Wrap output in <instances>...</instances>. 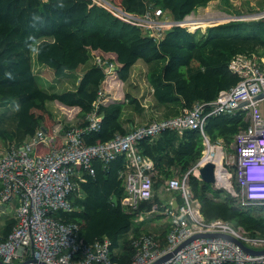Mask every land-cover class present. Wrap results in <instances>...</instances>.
I'll return each instance as SVG.
<instances>
[{
	"label": "trees",
	"instance_id": "trees-1",
	"mask_svg": "<svg viewBox=\"0 0 264 264\" xmlns=\"http://www.w3.org/2000/svg\"><path fill=\"white\" fill-rule=\"evenodd\" d=\"M109 1L133 14H143L151 6L160 7L173 20L180 21L211 0ZM221 2L228 3V0ZM196 29L173 26L156 42L141 28L120 20L92 0H0V104L17 101L12 116L0 113V139L12 143L16 138L19 142L42 126L50 141L46 146L39 144L35 153L47 152L52 145H60L61 140L52 136L53 129L59 125L51 126L53 120L46 114L45 103L56 101L76 109L80 113L78 120L68 126H81L101 87L105 90L100 101L101 126L85 134L84 142H105L117 133L129 131L121 119L124 104L133 105L135 110L142 108L136 97L122 92V85L137 60L149 65L148 79L155 102L164 106L179 105L185 110L196 101L214 100L220 90L238 82L239 77L227 66L233 55L264 53V18L231 20L207 27L201 34ZM94 56L113 62L114 69L106 73L99 65L89 64L72 90L42 89L32 69L34 62L43 64L60 78L88 64ZM7 121L12 122L11 128L6 127ZM248 125L245 112L238 110L234 114L208 117L204 133L211 143L221 140L233 153L234 135ZM138 148L153 161L156 169L152 175V198L142 202L140 209L148 210L152 204L162 209L159 188L165 180L184 174L200 159L203 135L198 129H186L181 135L164 131L155 139H142ZM93 165L95 175H84L79 190L69 196L75 208L65 213L64 218L79 224L82 241L109 237L112 260L129 264L135 249L130 240H120L129 233L139 236L145 220L135 222L136 213L127 212L121 204L124 188L119 170L123 168L124 157L118 156L106 166L98 161ZM188 181L205 220L220 218L235 227H243L251 235L264 237V202L240 205L229 191L202 181L199 174L192 172ZM113 197L116 202L112 201ZM15 224V215H4L0 236L7 237ZM167 232L168 228L156 235L161 245L166 244Z\"/></svg>",
	"mask_w": 264,
	"mask_h": 264
},
{
	"label": "built area",
	"instance_id": "built-area-1",
	"mask_svg": "<svg viewBox=\"0 0 264 264\" xmlns=\"http://www.w3.org/2000/svg\"><path fill=\"white\" fill-rule=\"evenodd\" d=\"M120 20L137 26L144 34L159 42L167 30L173 26H183L187 17H200L192 12L183 20L175 21L160 7H149L143 14H133L109 0H92ZM196 14V15H195ZM258 18H264V10ZM213 17L212 16H206ZM244 19V18H242ZM245 20V19H244ZM191 21V20H190ZM187 28V27H185ZM188 29V28H187ZM93 63L110 73L115 64L92 58ZM230 72L239 77L229 89L220 90L210 102L196 101L188 109L176 115L153 119L130 129L125 134H115L105 142L86 144L84 135L99 130L102 121L100 101L105 90L98 87L96 98L85 123L81 126H59L53 129L61 144L52 145L44 153H35L39 144L48 145L50 137L39 127L20 144L0 147V206L16 203V224L3 238L0 236V264H119L112 260L111 239L107 236L91 242L79 238V224L66 220L64 214L72 212L74 205L69 196L79 190V182L84 175H95L94 161L106 166L118 156L124 157L123 168L119 170L124 194L121 204L127 212H135V221L144 215L161 214L168 220L166 244L161 245L156 234L141 233L135 237L127 235L135 249L129 264H153L165 255L171 256L156 264H264V254H249L240 246L223 237H198L174 251L185 240L198 233H223L241 241L254 250L264 249V237L251 235L243 227L216 218L205 220L200 211V202L189 185L188 175H198V168L207 161L214 163L215 184L231 193L240 205H248L251 200L264 199V187H256L253 175L264 180V115L256 96L264 92V53H237L228 61ZM242 102L244 105L239 106ZM245 112L249 125L240 129L233 138L235 177L238 190L229 179L228 161L223 152V143H214L204 133L206 119L210 116ZM186 129H198L203 135L204 149L214 146L219 150V167L212 158L200 159L182 175H175L164 182L163 188L173 191L177 204H163L159 209L152 204L148 210L140 209V204L152 198L153 161L143 155L138 143L145 138L155 139L164 131H174L181 135ZM227 175L225 181L217 180V173Z\"/></svg>",
	"mask_w": 264,
	"mask_h": 264
},
{
	"label": "rangeland",
	"instance_id": "rangeland-1",
	"mask_svg": "<svg viewBox=\"0 0 264 264\" xmlns=\"http://www.w3.org/2000/svg\"><path fill=\"white\" fill-rule=\"evenodd\" d=\"M263 10H264V0H228V3H223V2L220 3V0H211L207 4V6H205L202 10L199 11V13L197 12L198 11L197 9H195L193 12L198 13V15L200 16L198 18L205 19V20H201L202 21L201 23L203 25H206V24L208 25L205 28L201 29L199 28L201 27V24H198L199 26H197L198 28L196 30H198L199 34H201L202 32H205L206 28L210 27L211 25L224 23L225 19L218 20L221 18V16H219L221 14L227 15L230 18L237 17V18H244L245 20H250V19H256L257 17H259L260 15H257V14ZM212 15L217 16V19L216 18L210 19V17L208 18L206 17V16H212ZM194 24H197V23H193L190 25L196 26ZM187 28L193 29L196 27H187ZM148 67H149L148 64L143 63V66L140 67V70H138L137 73L135 74L138 77V79L134 78L132 82L129 81L128 85H125V86L126 87L128 86V89L132 90L134 87L133 82H137V83L140 82L142 84L143 83L142 81H144V84H146V88H148L150 85V82L148 79ZM82 68L83 67H81L80 70ZM32 69L33 71H35L36 75L38 76V80H39V84L41 88L48 92H59V91H64V90H72L76 86L75 82L76 81L78 82L79 74L77 72H79V69L75 71L74 73H68L65 76L60 77V78H56L53 75V73L50 71L51 69L49 70L48 68H46V66L43 68L42 66L37 65L36 63H33ZM0 105H1L0 113L3 112V113H6L12 116L14 114V110L17 108V101L1 103ZM259 107H260L262 114L264 115V99L259 102ZM45 109H46V114L48 113L52 117L51 119L53 121H52L51 126L60 125L59 128L61 129V132L63 128H67L70 122L72 124H75L80 115V113H77L78 111H76V109L61 105L59 102H56V101L45 103ZM44 121H45V117H44ZM11 124L12 122L7 121L6 127L11 128L12 127ZM40 124L41 122L39 123V125ZM27 138L28 136H25L22 139V141L19 140V142H18V139L13 138L12 143L8 140H3V141L5 142V146H9L12 144L23 143ZM222 150L224 152L226 160L228 161L227 169H228L229 179H230V183L232 187L234 188L235 187L234 182H236V185H237V181H236V177L234 173L235 172V166H234L235 163H234V158H233L234 153L228 151L226 147H224V145H223ZM163 186L164 185H162V187ZM8 205L9 204L2 206L3 208L0 207V226L3 222L4 215H11V216L15 215L14 206H8ZM143 220H145V222L142 224L141 233L154 234L166 228V227H163V226H166V220H167L164 215H161V214L144 215ZM128 238L129 237L127 235H124V237L120 240V242Z\"/></svg>",
	"mask_w": 264,
	"mask_h": 264
},
{
	"label": "crops",
	"instance_id": "crops-1",
	"mask_svg": "<svg viewBox=\"0 0 264 264\" xmlns=\"http://www.w3.org/2000/svg\"><path fill=\"white\" fill-rule=\"evenodd\" d=\"M203 8L204 7H198L197 12L199 13V11L202 10ZM34 63H36V62H34ZM92 63H93V61L91 60L88 64L81 66V67H83L81 70H80L81 67L78 68L79 69V72H77L79 74L78 79L82 75L83 71L87 68V66L89 64H92ZM143 63H145V62H143V60L139 59L132 65V67L130 69L129 78L122 85V92L128 93V94L136 97L138 99L141 107H142L139 110H135L133 105L124 104L121 119L123 120V126L127 130H130L136 126L147 123L153 119H156V118L159 119L162 117L173 116L175 114H178V112L182 111L180 109L179 105L164 106V105L157 104L154 100V97H153L152 86L149 85V87L146 88V84H144V81H142L143 82L142 84L140 82L139 83L133 82L134 87L132 90H129L128 86L127 87L125 86V85H128L129 81L132 82L134 78L138 79V77L135 74L137 73L138 70H140V67L143 66ZM36 64L42 66L43 68L45 67L43 64H38V63H36ZM46 68H48V67H46ZM50 71L52 72V70H50ZM34 73H35V71H34ZM75 84H77V81L75 82ZM0 147L1 148L6 147L5 142L1 139H0ZM170 169H172L175 173L177 172V169H173L172 166H170ZM155 173H156V169L154 168L152 175ZM158 192L160 193V198L162 199L163 204H167V203L172 202V201L174 202L176 200L175 199V193L173 191H170V190L163 188L162 186L159 188ZM78 194L81 195V192L79 191ZM8 206H14V208H15L16 203L9 204ZM167 225H168V220H166V226H163V227H166L164 229L168 228ZM164 229H162V230H164ZM158 233H154V234L157 235Z\"/></svg>",
	"mask_w": 264,
	"mask_h": 264
},
{
	"label": "water",
	"instance_id": "water-1",
	"mask_svg": "<svg viewBox=\"0 0 264 264\" xmlns=\"http://www.w3.org/2000/svg\"><path fill=\"white\" fill-rule=\"evenodd\" d=\"M231 20H244L242 18H237V17H232V18H229L227 20L228 21H231ZM225 23V22H224ZM221 24V23H219ZM215 25H218V24H215ZM213 26V25H211ZM264 98V92L258 94L256 96V99H263ZM245 102H242L239 106H242L244 105ZM42 129L45 131L44 127H42ZM198 174L200 176V178L202 179V181L206 182V183H210L212 185L215 184V174H214V163L212 161H207L205 162L202 166H200L198 168ZM175 200V199H174ZM112 201L113 202H116V198L113 197L112 198ZM177 204V200H175L174 202L172 201L171 205L173 207H175V205ZM205 236H210V237H223V238H226L228 240H231L235 243H237L240 248L244 251V252H247L249 254H264V249L262 250H254V249H251L249 247H247L246 245H244L241 241L237 240L236 238L228 235V234H223V233H198V234H195L193 235L192 237L188 238L187 240H185L180 246H178L174 251L180 249L182 246L186 245L187 243L191 242L192 240H194L195 238H198V237H205ZM171 256V253L165 255L163 258L159 259L157 262L153 263V264H156L162 260H166L168 259L169 257Z\"/></svg>",
	"mask_w": 264,
	"mask_h": 264
},
{
	"label": "bare ground",
	"instance_id": "bare-ground-1",
	"mask_svg": "<svg viewBox=\"0 0 264 264\" xmlns=\"http://www.w3.org/2000/svg\"><path fill=\"white\" fill-rule=\"evenodd\" d=\"M219 16H221V18L220 19H218V20H223V19H225V21H227L230 17L229 16H227V15H223V14H221V15H219ZM222 17H224V18H222ZM211 18H216L217 19V16H213V17H210V19ZM191 20V21H190ZM201 20H205V19H202V18H194V17H192V16H189V17H187V19L184 21V23H182L183 24V26H187L188 27V25L191 27V25L190 24H193V23H197V24H194V25H198V24H201V26L203 25L201 22ZM224 21V22H225ZM189 24H188V23ZM206 22V21H205ZM196 28H198V27H196ZM216 147H214V146H206V148H205V150H204V153H205V155H204V158H212V159H214V161L216 162V164H217V166L219 167V162H220V159H221V154H220V152H219V150H217V149H215ZM229 176V175H228ZM227 178V175H224V174H222L221 172H218L217 173V180L219 181V182H224L225 181V179ZM225 182H228V181H225Z\"/></svg>",
	"mask_w": 264,
	"mask_h": 264
},
{
	"label": "clouds",
	"instance_id": "clouds-1",
	"mask_svg": "<svg viewBox=\"0 0 264 264\" xmlns=\"http://www.w3.org/2000/svg\"><path fill=\"white\" fill-rule=\"evenodd\" d=\"M192 13V12H191ZM190 13V14H191ZM187 16V15H186ZM251 177H253L254 179H256L255 181H254V184L256 185V187H260V188H262V187H264V180L263 179H261L259 176H257V175H253V176H251ZM251 201H257V202H264V199H255V200H251Z\"/></svg>",
	"mask_w": 264,
	"mask_h": 264
}]
</instances>
